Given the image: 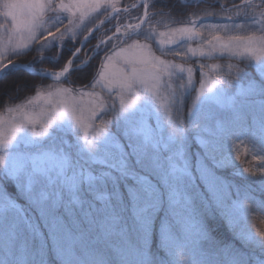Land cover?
I'll return each instance as SVG.
<instances>
[{
  "label": "snow or ice",
  "instance_id": "snow-or-ice-1",
  "mask_svg": "<svg viewBox=\"0 0 264 264\" xmlns=\"http://www.w3.org/2000/svg\"><path fill=\"white\" fill-rule=\"evenodd\" d=\"M157 2L0 0V79L23 71L52 81L0 112V264H49V251L59 264H264L255 198L241 200L244 186L220 175L231 166L264 197V0H214L218 11L179 27L150 11ZM224 56L250 57L260 78L231 65L212 76L200 62ZM61 60L58 70L34 67ZM245 110L258 111V127L244 131ZM201 185L203 211L186 194ZM213 208L230 227L239 210L248 231L217 246L205 220Z\"/></svg>",
  "mask_w": 264,
  "mask_h": 264
},
{
  "label": "trees",
  "instance_id": "trees-1",
  "mask_svg": "<svg viewBox=\"0 0 264 264\" xmlns=\"http://www.w3.org/2000/svg\"><path fill=\"white\" fill-rule=\"evenodd\" d=\"M190 0H186L187 3L183 4L180 0H153V2H157L156 9H150V11H157L162 9L166 13L165 23H169L170 26H181V23H187L189 19H195L193 13L197 15H203L204 10H219V5L214 3V0H202L201 3H188ZM133 0H123L121 6L125 4L132 3ZM238 2V0H237ZM211 5V7H210ZM133 15H136L134 12ZM159 19V17H158ZM210 22H215L219 20L210 19ZM115 23V21H113ZM164 28L162 25L159 29ZM95 42V41H94ZM93 42V43H94ZM36 52H31L27 56H22L18 58H14L15 62L20 64H27L29 61L33 60L36 57ZM51 55V53H48ZM219 61V60H216ZM63 60L60 61V64L53 66L48 62H44L43 64L34 65L35 69L39 70L40 68H45L48 70H58L59 66L63 64ZM252 71V69H248ZM70 80L73 82L72 86L81 87L80 81L77 79L76 75H72ZM50 84V81L39 76L30 75L27 72L23 71H10L6 75H3V78L0 79V112L4 111L5 101L8 100L9 103H19L23 100V98L32 95L36 91V86H46ZM9 98H11L9 100ZM235 170L225 169L220 175L224 176L229 181H233L235 184L243 185L244 187L241 190L240 199H245V193H250L252 197L255 199H249L248 203L251 204L252 207V215L249 219L252 222V225L255 229L264 230V212H261L260 209V201L264 199L261 196L260 189L258 187V182L252 181L248 177H241L233 174ZM232 173V174H230ZM8 190L14 193V190L9 186ZM210 199V198H209ZM205 198L203 195H197V198L193 200L194 206L203 211V204L201 203L204 200H209ZM233 199H236L234 196ZM213 219H208L205 215V220L208 228L211 230V237L217 242V246L223 247L230 242H233L234 235L233 233L236 231V228L230 227L228 223L222 219L215 208L212 209ZM246 229L248 231V225L246 224ZM110 244L114 251L119 249L120 240L118 237H112L110 239ZM50 247V246H49ZM235 247L238 250H242L243 253L247 255H251L253 257L259 256L258 247H245L240 243L239 240L235 241ZM247 255L245 258H247ZM47 259L49 264H59V258H55L51 251L48 252Z\"/></svg>",
  "mask_w": 264,
  "mask_h": 264
},
{
  "label": "rangeland",
  "instance_id": "rangeland-1",
  "mask_svg": "<svg viewBox=\"0 0 264 264\" xmlns=\"http://www.w3.org/2000/svg\"><path fill=\"white\" fill-rule=\"evenodd\" d=\"M122 1L123 0H120V4H122L121 3ZM180 2L183 3V4L187 3L186 0H180ZM192 2L197 3L196 0H190L188 3H192ZM136 14H138V13H136ZM2 21H3V18L0 17V22H2ZM206 22H208V23H216V22H220V21L210 22L208 20ZM106 27H111V25L102 26L101 27V32H103ZM174 27H179V26H174ZM159 30L163 31L165 29L162 28V29H159ZM168 59L177 60V62H180L178 60V58L168 57ZM216 60H219V61H216ZM200 62L209 65V68H207L206 71H208L210 73V75H212V76H214L216 74L215 72L212 71V67L213 66L219 65V68L216 69V71H219V72H222V73H226L229 70V65H231V68H232L233 73H235L236 68L239 67V68L244 69L250 75L257 77V79L260 78V74L256 70V64L251 61V58L250 57H245L242 60L239 57H228V56H224V57H218V58H212V59H202ZM192 63H193L194 66L196 65V61L195 60H193ZM250 68L252 69V71L248 70ZM44 79H47V78H44ZM47 80H49V79H47ZM195 80L197 81V87H199V83H198V81H199V71H197L195 73ZM49 81H50V83H52L51 80H49ZM241 84H243V85L246 86L247 85V79L241 80ZM233 91H235V90L233 89ZM33 95H35V93H33L32 95H29L28 97L33 96ZM193 95H194V93H193ZM28 97H26V98H28ZM26 98H23V100L21 102H23ZM191 103H192L191 99H188L186 101V104H185V107H184L185 114H187L188 109L191 107ZM254 115H255V118L257 120V125L256 126L253 125ZM243 116H244V119H243V122H242V127H243L244 131H248L250 128L258 127V122H259V113H258V111L257 112H253V111L245 110V112L243 113ZM151 123H152L153 126L156 125L157 122L155 120V117H153ZM164 134L165 135L168 134L167 130H165V133ZM230 147H231V145H230V143L228 141H226V140L223 141L222 144H221V148H220V153H219L220 156L226 158L228 156ZM195 150H196V145L193 144L192 145V151H195ZM241 160L242 161H250L251 160V157H250V155L249 156H244L242 154L241 155ZM193 163H194V158H193ZM243 166H248V163H244ZM252 166L253 167H257L258 165H257V163L253 162L252 163ZM226 169H232V167L231 166H227ZM233 174H235V171L233 172ZM235 175H238V174H235ZM238 176H241V175H238ZM241 177H245L246 178V176H241ZM186 194L189 197L192 198V201L197 198V195H202V196L204 195L205 198H207V199L210 198V194L204 190L203 185H201L199 187V189H189ZM21 203H23V201H21ZM234 221H235V223L232 225V227L233 228H236V231L235 232H240L242 230L243 231H247L246 226H245L246 225V222L242 218L239 210L234 215ZM204 246L205 247H208L207 242H205Z\"/></svg>",
  "mask_w": 264,
  "mask_h": 264
},
{
  "label": "water",
  "instance_id": "water-1",
  "mask_svg": "<svg viewBox=\"0 0 264 264\" xmlns=\"http://www.w3.org/2000/svg\"><path fill=\"white\" fill-rule=\"evenodd\" d=\"M17 64H19V63H17ZM0 75H1V74H0ZM47 79L51 80L50 78H47Z\"/></svg>",
  "mask_w": 264,
  "mask_h": 264
},
{
  "label": "bare ground",
  "instance_id": "bare-ground-1",
  "mask_svg": "<svg viewBox=\"0 0 264 264\" xmlns=\"http://www.w3.org/2000/svg\"><path fill=\"white\" fill-rule=\"evenodd\" d=\"M20 64V63H19Z\"/></svg>",
  "mask_w": 264,
  "mask_h": 264
}]
</instances>
